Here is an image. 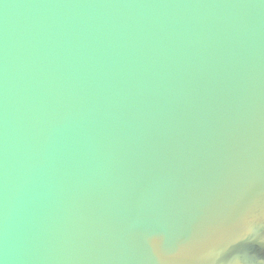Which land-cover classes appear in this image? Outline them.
Returning <instances> with one entry per match:
<instances>
[{
    "label": "water",
    "instance_id": "obj_1",
    "mask_svg": "<svg viewBox=\"0 0 264 264\" xmlns=\"http://www.w3.org/2000/svg\"><path fill=\"white\" fill-rule=\"evenodd\" d=\"M0 264H264V0H0Z\"/></svg>",
    "mask_w": 264,
    "mask_h": 264
}]
</instances>
